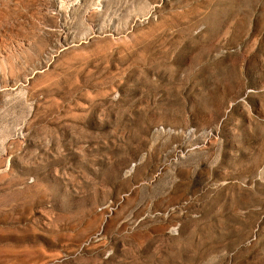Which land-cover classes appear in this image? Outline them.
<instances>
[{"label":"rangeland","instance_id":"obj_1","mask_svg":"<svg viewBox=\"0 0 264 264\" xmlns=\"http://www.w3.org/2000/svg\"><path fill=\"white\" fill-rule=\"evenodd\" d=\"M0 264H264V0H0Z\"/></svg>","mask_w":264,"mask_h":264},{"label":"water","instance_id":"obj_2","mask_svg":"<svg viewBox=\"0 0 264 264\" xmlns=\"http://www.w3.org/2000/svg\"><path fill=\"white\" fill-rule=\"evenodd\" d=\"M236 103H233L232 105H235Z\"/></svg>","mask_w":264,"mask_h":264}]
</instances>
